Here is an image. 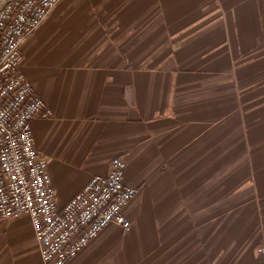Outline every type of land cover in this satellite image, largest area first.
Here are the masks:
<instances>
[{
    "label": "crops",
    "instance_id": "crops-1",
    "mask_svg": "<svg viewBox=\"0 0 264 264\" xmlns=\"http://www.w3.org/2000/svg\"><path fill=\"white\" fill-rule=\"evenodd\" d=\"M20 54L57 206L114 158L138 190L70 264H260L264 0H64ZM0 264H42L27 219Z\"/></svg>",
    "mask_w": 264,
    "mask_h": 264
},
{
    "label": "built area",
    "instance_id": "built-area-1",
    "mask_svg": "<svg viewBox=\"0 0 264 264\" xmlns=\"http://www.w3.org/2000/svg\"><path fill=\"white\" fill-rule=\"evenodd\" d=\"M59 0H17L0 8V222L25 218L43 264H68L109 224L128 230L123 208L136 190L115 158L58 207L48 166L34 148L31 122L50 110L20 72V47ZM264 264V246L259 249Z\"/></svg>",
    "mask_w": 264,
    "mask_h": 264
},
{
    "label": "rangeland",
    "instance_id": "rangeland-1",
    "mask_svg": "<svg viewBox=\"0 0 264 264\" xmlns=\"http://www.w3.org/2000/svg\"><path fill=\"white\" fill-rule=\"evenodd\" d=\"M12 1H17V0H0V8H1L5 3H7V2H12ZM62 1H64V0H59V1L57 2V4L54 5V6L48 11V13L46 14L45 18L41 21V24L38 26V28H37L35 31L31 32L29 35H27V36L25 37V40H26L31 34L35 33V32L40 28V26L45 22V20H46L47 17L50 15V13H51V12H52V11H53V10H54V9H55V8H56V7L62 2ZM24 42H25V41H24ZM24 42H23V43H24ZM22 45H23V44H22ZM20 48H21V47H20ZM20 72H21V71H20ZM21 73H22V72H21ZM34 91H35V90H34ZM46 107H47V106H46ZM50 113H51V112H50ZM49 117H51V114H50V116H47L46 118H49ZM230 134H233V129H231V130L228 132V136H230ZM114 159H115V158H114ZM120 159H121V158H120ZM121 160H122V159H121ZM124 162H125V161H124ZM125 165H126V163H125ZM125 168H126V167H125ZM108 172H109V171H108ZM108 172H107V173H108ZM105 175H106V174H105ZM105 175H99V176H105ZM94 176H95V175H94ZM124 176H125V175H124ZM92 177H93V176H92ZM92 177H91V178H92ZM91 178H90V179H91ZM89 181H90V180H89ZM89 181H88V182H89ZM88 182H87V183H88ZM87 183H86V184H87ZM86 184H85V185H86ZM125 184H126V183H125ZM126 186H127V187H130V188H133V187H131V186H128L127 184H126ZM83 188H84V187H83ZM133 189H135V190L137 191V192H136V196H137V194H138V190H137L136 188H133ZM74 195H75V194H74ZM74 195H73V196H74ZM73 196H72V197H73ZM136 196H135L130 202H132V201L136 198ZM130 202H129V203H130ZM129 203H128V204H129ZM128 204H126V206L123 208V210L128 206ZM122 213H123V211H122ZM123 216H124V214H123ZM124 217H125V216H124ZM125 218H126V217H125ZM126 219H127V218H126ZM127 220H128V219H127ZM130 222H131V221H130ZM131 223H132V222H131ZM110 225H112V224L107 225V226L104 228V230H103L99 235H101V234L106 230V228H107L108 226H110ZM114 225H115V224H114ZM116 226H117L118 228H120L123 232H126V231H127V230L122 229V227H120V226H118V225H116ZM131 226H132V225H131ZM129 229H130V228H129ZM99 235H98V236H99ZM98 236H97V237H98ZM97 237H96V238H97ZM96 238H95V239H96ZM95 239H94V240H95ZM94 240H93V241H94ZM91 242H92V241H91ZM91 242H90V243H91ZM36 243H37V242H36ZM90 243H89V244H90ZM89 244H88V245H89ZM88 245H87V246H88ZM87 246H86V247H87ZM262 246H264V245H261L260 248H261ZM86 247H85V248H86ZM85 248H84V249H85ZM260 248H259V249H260ZM78 254H79V253H78ZM78 254H77V255H78ZM77 255H76V256H77ZM76 256H75V257H76ZM75 257H74V258H75ZM74 258H72V259L69 261L68 264H70V262H71ZM40 259H41V258H40ZM41 262H42V260H41ZM42 264H43V263H42Z\"/></svg>",
    "mask_w": 264,
    "mask_h": 264
}]
</instances>
